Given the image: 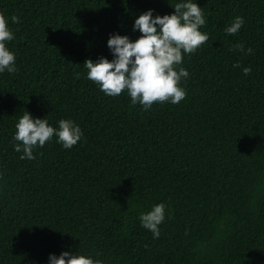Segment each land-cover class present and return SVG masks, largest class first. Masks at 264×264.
I'll list each match as a JSON object with an SVG mask.
<instances>
[{"label":"trees","instance_id":"obj_1","mask_svg":"<svg viewBox=\"0 0 264 264\" xmlns=\"http://www.w3.org/2000/svg\"><path fill=\"white\" fill-rule=\"evenodd\" d=\"M178 2L0 0L17 69L0 73V264L62 252L102 264H264V0H192L209 39L183 54L179 104L144 110L86 78V60L113 59L110 35L134 42L140 14H174ZM236 16L244 24L227 35ZM237 43L245 52L229 50ZM24 111L57 129L73 121L81 140L64 149L54 136L20 159ZM160 203L154 239L139 217Z\"/></svg>","mask_w":264,"mask_h":264},{"label":"clouds","instance_id":"obj_2","mask_svg":"<svg viewBox=\"0 0 264 264\" xmlns=\"http://www.w3.org/2000/svg\"><path fill=\"white\" fill-rule=\"evenodd\" d=\"M174 14L156 15L148 10L135 19L133 31H139L140 36L133 42L127 36L110 35L107 41L113 59L98 58L95 62L86 60L83 64L87 70L86 78L99 87V90L109 97H117L126 92L133 106L140 104L144 110H149L154 103L179 104L186 97V91L180 86L182 79H187L189 73L182 67L183 54H192L205 44L209 36L200 31L206 21L202 8L192 0H184L174 5ZM13 24H18L17 15L11 17ZM244 20L236 16L230 26L224 31L227 35H235L241 29ZM14 39L13 32L8 27V20L0 13V73L5 70L15 73L16 57L6 47L7 42ZM230 51L245 52L244 45L237 43ZM247 54H252L248 48ZM240 68L239 62L233 65ZM251 67L242 69L244 75L251 73ZM79 78V73L77 74ZM13 140L16 152H23L20 159L33 160V149L43 147L54 136L64 149H71L82 137L81 129L69 119H61L58 129L49 126L46 118H33L24 111L15 124ZM165 205L157 204L147 213L139 217L143 228L159 238V225L165 218ZM49 264H102L84 255L62 252L58 257L49 256Z\"/></svg>","mask_w":264,"mask_h":264}]
</instances>
